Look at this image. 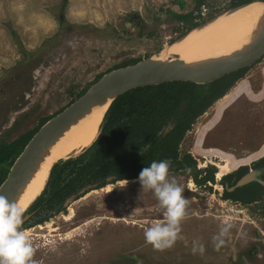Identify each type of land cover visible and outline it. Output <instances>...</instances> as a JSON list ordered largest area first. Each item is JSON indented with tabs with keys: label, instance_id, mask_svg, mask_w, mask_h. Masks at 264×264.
Masks as SVG:
<instances>
[{
	"label": "rangeland",
	"instance_id": "rangeland-1",
	"mask_svg": "<svg viewBox=\"0 0 264 264\" xmlns=\"http://www.w3.org/2000/svg\"><path fill=\"white\" fill-rule=\"evenodd\" d=\"M231 1L205 0L190 22L228 8ZM184 2L179 7L173 0H67L62 8L61 0H0V143L34 134L103 73L143 60L171 42L190 24H184L171 13L186 12L193 7L192 0ZM263 64L264 56L259 63L244 67L243 75L225 92L230 95L217 104H213L217 99L213 101L184 133L179 153H190L196 160L199 176L210 172L215 179L217 168L207 160L219 162L222 156L233 157L231 163L235 161L231 164L232 171L226 173L228 185L250 167L263 166L260 159L238 167L264 154V110L256 109L258 101L254 94V90L258 93L262 89ZM241 79L244 80L239 83ZM206 86L204 83L199 88L204 91ZM260 102L263 109L264 101ZM241 110L247 121L251 120L248 126L239 118ZM231 116H235L234 125ZM233 130L248 132L252 138H248V143L227 144ZM239 139L243 138L238 136ZM252 140L259 144L256 152L251 155L241 152ZM188 172L169 171L189 201L180 224L182 238L171 247L157 250L144 239V229L163 218L153 192L141 188L138 179L123 183L108 181L111 190L94 188L96 191L70 204L74 209L71 219L59 215L67 212V207L47 219L52 220L53 233H59L57 237L41 235L46 231L38 226L45 221L34 223L45 210L38 214L26 212L30 215L24 229L32 231L29 235L34 249L31 259L34 264H186L185 260L179 261L178 254L196 258L199 251H192L194 243L203 244L207 253H217L236 235L252 236L251 241L256 242L252 232L264 228V188L255 187V192L243 187L234 189L232 198L241 202L256 200L245 210L239 204L233 206L225 201L226 194L217 182L197 184ZM189 179L193 181L192 187L188 186ZM87 218H100V222L87 224L84 237L88 246L80 253L79 244L73 239L82 240L79 236L83 229L72 234L71 239L61 241L59 236ZM222 227L226 228L223 234ZM49 240L62 251L58 260L46 249L51 246L46 245ZM193 262L196 260L189 264Z\"/></svg>",
	"mask_w": 264,
	"mask_h": 264
},
{
	"label": "trees",
	"instance_id": "trees-1",
	"mask_svg": "<svg viewBox=\"0 0 264 264\" xmlns=\"http://www.w3.org/2000/svg\"><path fill=\"white\" fill-rule=\"evenodd\" d=\"M173 1L179 7L185 5L184 0ZM248 1L232 0L228 7ZM66 2L61 0L62 8ZM192 2L193 7L186 12H171L184 24L190 23L179 35L224 10L209 12L191 23L190 19L195 17L194 12H200L205 0ZM245 69L241 68L208 82L204 91L199 88L201 84L191 81H168L139 86L115 97L104 115L95 140L79 154L51 166L42 192L28 208V211H35L36 214L41 210L46 211L34 223H40L65 210L64 200L82 187L90 185L100 188L109 183L108 177H112L111 182L136 178L140 170L152 160L168 159L169 171L188 170L197 184L214 181L210 172L199 176L196 160L189 152L180 155L178 145L193 121L221 97L243 75ZM167 124L172 127L165 130ZM32 135L0 143V183ZM233 193L225 189L226 197ZM21 227L26 226L22 224Z\"/></svg>",
	"mask_w": 264,
	"mask_h": 264
},
{
	"label": "bare ground",
	"instance_id": "bare-ground-1",
	"mask_svg": "<svg viewBox=\"0 0 264 264\" xmlns=\"http://www.w3.org/2000/svg\"><path fill=\"white\" fill-rule=\"evenodd\" d=\"M263 30L264 1L256 0L252 3L240 5L238 7L221 12L206 22L190 28L189 31L187 30L185 33L171 40V42L165 43L161 48L154 51L148 56V59L168 63L171 66L210 61L226 62L229 60V58H231V56L255 42ZM243 80L244 79H241L239 83L243 82ZM237 86L233 87V89H235ZM229 93L230 92L225 93L220 98H217L213 104H217L221 100L228 97L230 95ZM256 96L258 101L256 109L263 111L264 105L262 106V109L259 103H261V100L264 101V76L262 90L259 91ZM111 102L112 96L93 102L83 114L77 116L71 123L60 129L58 133L46 144V147L41 153V156L37 159L35 166L28 173L25 181L15 192L10 201H15L17 204H21L25 207L26 211L36 196L42 192L51 166L59 160L68 158L72 153L80 152L83 148L89 146L93 142L99 132L100 125ZM240 112V120L242 121L243 125L248 126L251 120L247 121V116L243 115L242 110ZM234 117L235 116L230 117L231 124L233 123V125L235 123ZM238 136L242 137L243 139L237 140ZM248 138H252L248 132H244L242 130H233V132L229 133L226 142L228 144L236 141L239 144H243L249 142ZM254 142L255 141L252 140V143L248 144L246 148H243L241 152L245 153L246 155L255 153L259 148V144L257 145ZM235 154L236 153L234 152V155ZM232 158L233 157L231 156L225 158L222 156L219 162L210 160L207 161L212 162L216 166V176L220 177L223 174L230 172L231 168H233L231 167V164H233L235 161L231 163ZM137 179L138 177L127 180L122 179L118 180V182L123 183ZM188 186H193V181L191 179L188 181ZM101 189L109 190L110 184L104 185L103 187L97 189V191ZM94 191H96V189H91L81 197L84 198L85 195ZM75 201H77V199ZM59 215L64 219L69 220L74 215V209L69 205L67 207V212H60ZM224 217H227V215ZM51 221L52 220H46L44 224H39L38 227L41 229L44 228L46 231H43L41 235L48 236L50 238L58 236L59 233H53L55 228L52 227ZM93 222L95 225L99 224L100 218H87L82 223L70 228L69 231L62 233V235L59 236V240L63 241L64 238L71 239L73 236L72 234H78L83 229L82 234L79 236L82 238V240L73 239L79 244L78 251L83 253L88 246L87 240L85 239L86 237H84L88 229L85 231L84 229L87 228V224ZM26 230L29 234H32L30 229ZM51 242L52 240H49L46 243V245L51 244V246L46 249L53 252L57 256L58 260L60 256H62V251H60ZM35 263L38 264L37 262Z\"/></svg>",
	"mask_w": 264,
	"mask_h": 264
},
{
	"label": "water",
	"instance_id": "water-1",
	"mask_svg": "<svg viewBox=\"0 0 264 264\" xmlns=\"http://www.w3.org/2000/svg\"><path fill=\"white\" fill-rule=\"evenodd\" d=\"M254 1L256 0H250L233 7H228L214 16H217L226 10L240 5L249 4ZM263 56L264 30L255 42L231 56V58H229L226 62L210 61L171 66L168 63L149 60L147 57L135 63L119 66L103 73L80 96L47 119L31 136L22 151L14 160L5 179L0 183V195L6 197L10 201L12 196L25 181L28 173L35 166L36 161L41 156L46 144L58 133L60 129L71 123L77 116L83 114L93 102L103 100L109 96H112V100H114L115 97L130 89L168 81H191L197 84L208 83L233 71L251 66L259 61ZM171 127V124H167L165 130ZM256 173V170H251L245 173L235 182L233 186L229 187L228 190L242 186L254 179ZM218 179L219 177H216V181ZM107 180L111 182L112 177H108ZM91 189L94 188L90 185L82 187L76 194L68 196L64 200L63 206L68 207L77 198L81 197ZM27 211L28 209L24 213V221L30 215V213H26Z\"/></svg>",
	"mask_w": 264,
	"mask_h": 264
},
{
	"label": "clouds",
	"instance_id": "clouds-1",
	"mask_svg": "<svg viewBox=\"0 0 264 264\" xmlns=\"http://www.w3.org/2000/svg\"><path fill=\"white\" fill-rule=\"evenodd\" d=\"M169 166L168 159L152 160L138 173L141 188L153 192L162 210L163 218L144 229L145 241L157 250L171 247L182 238L180 224L189 203L182 195L184 189L169 176ZM24 213V206L0 195V264H34L30 235L21 227ZM225 231L226 228L220 229L221 234ZM192 251L203 253V244L194 243Z\"/></svg>",
	"mask_w": 264,
	"mask_h": 264
},
{
	"label": "flooded vegetation",
	"instance_id": "flooded-vegetation-1",
	"mask_svg": "<svg viewBox=\"0 0 264 264\" xmlns=\"http://www.w3.org/2000/svg\"><path fill=\"white\" fill-rule=\"evenodd\" d=\"M259 61H257L256 63H259ZM256 63H254V64H256ZM249 81L254 83L253 77H251V80H249ZM249 86H252V85H249ZM259 90H262V89H259ZM254 94H257L256 90H254ZM215 157H218V156H215ZM260 159H263V163H264V154H263V156L255 158L253 160H249L248 162L240 163L238 167H240L242 165H247L248 163H254L253 161L260 160ZM238 167L236 169H238ZM236 169H235V171H236ZM251 170L257 171V173L255 174V178L250 180L249 182L245 183L244 185L238 186V187H244L246 191L254 190L255 187L264 188V164H263V166H259V167H254V168L250 167L245 173H247ZM245 173H243L242 175H244ZM228 174H229V172H228ZM242 175L235 177L234 182L231 185H228L229 180H228V178H226L227 174H225V175L223 174L222 176H220L217 181L215 180L217 177L216 176L214 181H211V182H217L218 186H222L223 192H225V189L228 190L229 187L233 186L235 184V182ZM221 177H223V178H221ZM208 181L210 182V180H208ZM238 187H236V188H238ZM236 188H234V189H236ZM234 189L228 190V191H234ZM255 191H256V189L254 190V192ZM225 198H226L225 201L232 202L231 205L238 206V204H239V206L243 207L245 210H247V209L249 210L248 206L251 204V202L256 201V200H253V201L241 202L237 198H235V199L232 198L231 195L227 196V197L225 196ZM56 214H54V215H56ZM44 221H46V220H44ZM44 221H42V222H44ZM253 222L254 221H251L250 223L253 224ZM23 224L26 226L25 221L23 222ZM35 224H39V223H35ZM23 228H26V227H23ZM253 234L255 236L254 240H256V242L253 243L251 241L252 236H244V237L237 238V235H236L233 239H231L230 243H224L225 247L220 248L218 250L217 254L221 253L222 251H224L226 249L230 250V253H229L230 264H264V240H263L264 238L260 237V236H264V228L261 229L260 231L254 229V232H252V235ZM219 240H223V238H219ZM215 263L216 264L220 263V260H216Z\"/></svg>",
	"mask_w": 264,
	"mask_h": 264
},
{
	"label": "crops",
	"instance_id": "crops-1",
	"mask_svg": "<svg viewBox=\"0 0 264 264\" xmlns=\"http://www.w3.org/2000/svg\"><path fill=\"white\" fill-rule=\"evenodd\" d=\"M261 73L264 74V64L261 68ZM252 76H249V78ZM229 253L230 250H224L221 253H207L206 251H203V253L198 252L196 258H192V257H188L186 258L185 253L183 254H178L179 256V261L181 262L182 260L186 263L189 264L190 262H192V260H196V262H193L194 264H216L215 261L216 260H220V263L218 264H230V260H229ZM182 259V260H181ZM188 261V262H187Z\"/></svg>",
	"mask_w": 264,
	"mask_h": 264
}]
</instances>
